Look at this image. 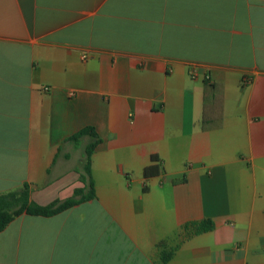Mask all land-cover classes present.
<instances>
[{
  "label": "crops",
  "instance_id": "crops-1",
  "mask_svg": "<svg viewBox=\"0 0 264 264\" xmlns=\"http://www.w3.org/2000/svg\"><path fill=\"white\" fill-rule=\"evenodd\" d=\"M85 127L96 198L0 264H264V0H0V194L72 197Z\"/></svg>",
  "mask_w": 264,
  "mask_h": 264
},
{
  "label": "trees",
  "instance_id": "trees-1",
  "mask_svg": "<svg viewBox=\"0 0 264 264\" xmlns=\"http://www.w3.org/2000/svg\"><path fill=\"white\" fill-rule=\"evenodd\" d=\"M84 139H88V142L84 147L83 163L76 169V172L80 176V181L84 186L75 189L72 197L63 201H55L48 206H40L31 201V188L28 184H25L18 191L0 194V233L3 232L13 220L24 214L29 216L52 217L76 205L96 198L95 181L92 176L91 167L92 156L97 146L101 143V139L93 127H85L68 138L65 143L79 148ZM153 160H156L155 157H153ZM148 174H150V168L145 170V175L148 176ZM212 229L213 223L210 220L191 222L181 227L180 236L187 238ZM159 248H161L162 263H168L173 256V251H167L162 244L159 245Z\"/></svg>",
  "mask_w": 264,
  "mask_h": 264
},
{
  "label": "rangeland",
  "instance_id": "rangeland-1",
  "mask_svg": "<svg viewBox=\"0 0 264 264\" xmlns=\"http://www.w3.org/2000/svg\"><path fill=\"white\" fill-rule=\"evenodd\" d=\"M84 149V147H82Z\"/></svg>",
  "mask_w": 264,
  "mask_h": 264
}]
</instances>
